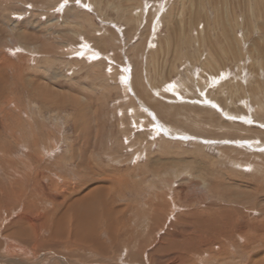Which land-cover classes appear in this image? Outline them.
Here are the masks:
<instances>
[{
    "label": "rangeland",
    "instance_id": "obj_1",
    "mask_svg": "<svg viewBox=\"0 0 264 264\" xmlns=\"http://www.w3.org/2000/svg\"><path fill=\"white\" fill-rule=\"evenodd\" d=\"M252 260L264 0H0V264Z\"/></svg>",
    "mask_w": 264,
    "mask_h": 264
},
{
    "label": "bare ground",
    "instance_id": "obj_2",
    "mask_svg": "<svg viewBox=\"0 0 264 264\" xmlns=\"http://www.w3.org/2000/svg\"><path fill=\"white\" fill-rule=\"evenodd\" d=\"M169 131V130H168ZM175 131V130H174ZM41 189V188H40ZM45 192V191H44ZM105 192V191H104ZM92 193L93 192H91V195H92ZM102 193V192H101ZM100 193V194H101ZM20 195V194H19ZM85 195V194H84ZM88 195H89V193H88ZM100 196H102V195H100ZM22 196H20V198H21ZM95 197H97V196H95ZM85 198V197H84ZM90 198V197H89ZM92 198H94L93 196H92ZM102 198V197H101ZM82 199V198H81ZM80 199V200H81ZM95 199V198H94ZM26 200V199H25ZM84 200H86V199H84ZM96 200H97V198H96ZM89 200H87V202H88ZM93 201V200H92ZM83 202V201H82ZM86 202V201H85ZM100 202H102L101 200H100ZM81 203V202H80ZM79 203V204H80ZM89 203V202H88ZM75 204V203H74ZM73 205V204H72ZM111 205V204H110ZM71 207V206H70ZM82 206H80L79 208H81ZM84 207H85V205H84ZM84 207H82L81 209H83ZM93 207V206H92ZM85 208H88V206H87V204H86V207ZM102 208V207H101ZM85 210V209H84ZM83 210V211H84ZM88 210H89V208H88ZM91 210V209H90ZM89 210V211H90ZM97 210H98V208H97ZM71 211V210H70ZM79 211V210H78ZM86 211V210H85ZM87 212V211H86ZM96 212V211H95ZM95 212H92V213H95ZM90 213H91V211H90ZM99 213V212H98ZM111 213V212H110ZM72 214V213H71ZM96 214L97 213H95V216H96ZM99 214H102V213H99ZM105 214V213H104ZM90 214H88V215H86L85 213L84 214H82L81 215V213H79V215H78V220H79V227L78 228H76V227H74V228H76L75 230H78V231H80L79 233H80V235L82 234V232L81 231H86V232H88V233H86V235H84L85 237H90V236H92V239H90V240H93L94 241V237H95V234H96V232L94 231V229H93V227H91V223H93V222H91L90 223V219L88 220V216H89ZM72 216H74V215H72ZM91 216V215H90ZM104 217H105V215H103ZM226 216H228L227 214H226ZM70 217V216H69ZM108 217V216H107ZM72 218V217H71ZM102 218V217H101ZM110 218V217H109ZM108 218V219H109ZM197 218V220L199 219L198 217H196ZM232 218V217H231ZM72 219H74V218H72ZM76 219V218H75ZM195 219V218H194ZM77 220V221H78ZM98 220V219H97ZM232 220V219H231ZM231 220L229 221L228 220V222H226L225 223V221H221V222H219V223H221L220 225H219V228L220 229H218L219 231L217 232V233H219V235L221 236V237H224V238H226L227 239V241H229L228 239H230V238H233L234 237V235L235 234H233L234 233V231L233 232H231L230 231V227L229 226H232V227H235V228H239L238 227V224L236 223L235 225L231 222ZM196 221V220H195ZM208 221V222H207ZM212 221H215L212 217H210V218H204V217H202L201 215H200V225H203V226H205V225H208V227L209 226H215V223H217V222H213V223H211ZM233 221V220H232ZM32 222V221H31ZM198 222V221H197ZM207 222V223H206ZM235 222H237L236 220H235ZM219 223H217V224H219ZM240 223V222H239ZM32 224V223H31ZM57 225V224H56ZM92 225H94V224H92ZM196 225V223L194 224V226ZM224 225V226H223ZM95 227H96V225H95ZM194 228V227H193ZM35 229V227H33L32 228V231ZM192 229V228H191ZM240 229V228H239ZM97 230V229H96ZM194 230V229H193ZM216 230V229H215ZM244 230V229H243ZM77 231V232H78ZM217 231V230H216ZM25 231H23V232H19L18 234H21L23 237H24V235H25V233H24ZM55 232V231H54ZM182 232V231H181ZM84 233V234H85ZM187 233V232H186ZM190 233V232H189ZM90 234H92V235H90ZM195 234V233H194ZM247 234V233H246ZM77 235H78V233H77ZM191 235V234H190ZM189 235V236H190ZM94 236V237H93ZM212 236V235H211ZM198 237V236H197ZM214 237V236H213ZM242 237V236H241ZM80 238V237H79ZM83 239V238H82ZM213 239H215V238H213ZM76 240V239H75ZM79 240H81V239H79ZM86 240V239H85ZM193 240V239H192ZM195 240V239H194ZM219 240V239H218ZM87 241V240H86ZM93 241H91V244H92V242ZM199 241V240H198ZM90 242V241H89ZM95 243H97V244H99V246H101V244L99 243V241H94ZM180 242V241H179ZM181 243V242H180ZM179 243V244H180ZM192 243H193V241H192ZM219 243V242H218ZM198 244V243H197ZM197 244H195V245H197ZM195 245H193V246H195ZM95 246V245H94ZM182 247V246H181ZM184 247V246H183ZM192 247V246H191ZM198 249V248H197ZM185 251H186V249H185ZM188 253V252H187ZM186 256H188V255H186ZM186 258V257H185ZM190 258V257H189ZM188 259V258H187ZM192 259V258H191ZM259 259H260V257H259ZM187 261V260H186ZM183 262V261H182ZM259 263H257L255 260H252V262H251V264H261V262L260 261H258ZM187 263H189V261H187Z\"/></svg>",
    "mask_w": 264,
    "mask_h": 264
},
{
    "label": "snow or ice",
    "instance_id": "obj_3",
    "mask_svg": "<svg viewBox=\"0 0 264 264\" xmlns=\"http://www.w3.org/2000/svg\"><path fill=\"white\" fill-rule=\"evenodd\" d=\"M77 3H79V0H77Z\"/></svg>",
    "mask_w": 264,
    "mask_h": 264
}]
</instances>
